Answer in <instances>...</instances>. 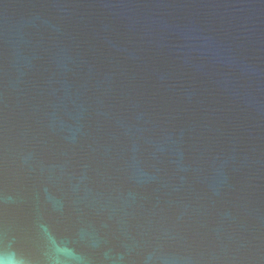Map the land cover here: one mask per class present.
Returning <instances> with one entry per match:
<instances>
[{"label": "water", "instance_id": "1", "mask_svg": "<svg viewBox=\"0 0 264 264\" xmlns=\"http://www.w3.org/2000/svg\"><path fill=\"white\" fill-rule=\"evenodd\" d=\"M0 264H264V0H0Z\"/></svg>", "mask_w": 264, "mask_h": 264}]
</instances>
